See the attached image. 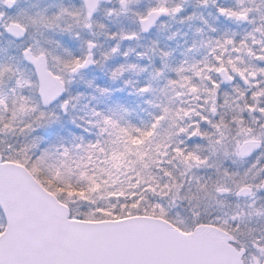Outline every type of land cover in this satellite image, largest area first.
<instances>
[{"label": "snow or ice", "instance_id": "1", "mask_svg": "<svg viewBox=\"0 0 264 264\" xmlns=\"http://www.w3.org/2000/svg\"><path fill=\"white\" fill-rule=\"evenodd\" d=\"M136 2L103 9L131 13L138 25L109 31L97 19L101 0L53 11L0 0V264H264V0L217 6L252 30L202 42L208 54L173 69L161 89L173 96L146 101L157 110L139 124L123 104L98 106L123 87L86 79L90 69L136 51H121V41L139 40L183 6L129 7ZM56 32L78 43L54 39ZM100 34L116 43L104 48ZM150 51L156 41L136 55ZM159 54L163 67L146 83L123 85L151 93L171 52ZM146 69L125 59L105 74L117 81ZM77 82L97 101L83 104V114L76 109L86 93L73 91Z\"/></svg>", "mask_w": 264, "mask_h": 264}, {"label": "rangeland", "instance_id": "2", "mask_svg": "<svg viewBox=\"0 0 264 264\" xmlns=\"http://www.w3.org/2000/svg\"><path fill=\"white\" fill-rule=\"evenodd\" d=\"M210 1H211L210 4H213L212 0ZM255 2L256 4H261V0H255ZM149 3H155V0H137L136 3L130 4L129 7L132 9L142 10L146 6H148ZM221 3L223 7L235 8L238 6L237 0H221ZM244 5L252 6L248 4V0H244ZM119 7L120 6L117 4L116 8ZM261 9L264 10V4H261ZM216 13H218L217 10ZM215 16L218 20H222L223 18L225 20V27L223 33L219 34L216 30L212 31L211 29L214 27H211L205 31L202 30L203 32L194 30V28L191 29L190 27L189 29H187V27H185L183 23H179V24L177 23V25H172L169 31L155 30L154 32H151V34H149L148 36V39H145V43H148V45L145 47L143 51L147 50L148 46L152 44V41L157 42V51L148 52V56L143 57V61H142L143 63L142 62L138 63V65L140 66H147V69L144 72L128 71L124 73L122 79L117 81H110L105 73L107 71V68L113 65L112 62H115L113 61L114 59L108 61L103 70H101L100 68L90 70V72L86 74V79L95 76L96 77L95 83H100L112 87L114 89H118L121 87L124 88V91L122 92L116 91L113 93L111 97H99L100 103L98 106L107 108L110 105L115 106V104L118 102L120 104H123L130 110L129 113L125 114L127 119L132 120L137 124H139L141 121H145V122L148 121L150 119L149 113L157 110L154 104L167 102L168 97L173 96L172 91L169 89H165L164 92L161 91V89L164 88L166 84L167 77L175 78L176 73L175 71H173V69H175L182 61H186L187 63L190 64L195 60L202 59L205 55L208 54L210 45L206 46V44L202 42H207L210 39H212L214 42L215 38L221 37L225 33H227L228 35H232V33H235L236 35L234 38L236 40H239L245 33L251 31L253 28V24H249L247 21L242 23L227 17L219 16L218 14H215ZM253 16L256 17V24L261 23L257 13L253 12L250 14V18ZM216 18L214 21H216ZM97 19L102 21L104 24H106L108 26L109 31L111 30L114 31L113 27H115L117 23L120 25V28H118L119 30L122 28L125 30L135 29V25H136V23H134L132 19L131 13L128 14L122 13L119 16L113 15L111 19L109 18V16H105V14L104 15L98 14ZM123 21L127 23L128 27L123 26ZM206 21H209V24L206 25V23H204L203 25H201V28L205 27L204 29H206L209 26H213V24L215 23L210 18L206 19ZM66 22L71 23V19L68 18ZM118 29L115 31H119ZM173 33H175V35H173ZM50 35H52L54 39H59L64 43H71L73 45L78 43L76 41L70 40V37L68 36L67 33L62 34L56 32ZM256 35L259 36L260 34L256 33ZM96 38L101 42L104 48L111 47L109 46V44L110 42H112V40L106 38L103 34H100ZM194 43H195V47H193ZM0 46H3V41H0ZM253 47H257V46L253 45ZM159 49H164L165 51L171 52L170 56L164 58L168 66L164 68V73L162 76L152 80L153 91L151 93H147L143 96L135 94V92L133 91V85L131 84L127 86L123 85V79H130L133 82L139 81V84H137V86L146 83L148 79L151 77L154 68L163 67V62L159 54ZM97 55H99V53H97ZM3 56L4 53H0V57ZM149 57H151V60L149 59ZM244 59L246 61L248 60L247 55H244ZM79 91H83L86 93L85 97L81 101V104L77 105V109H76V112H78L79 114H83V111H86V109L82 111L83 104L89 102H91V104H97V101L91 100V96L88 95V93H92L93 89L88 88L83 82H81V88L79 89ZM150 99L154 101V104H148L146 102ZM63 123L66 125V127H71V125L67 123L66 117Z\"/></svg>", "mask_w": 264, "mask_h": 264}, {"label": "flooded vegetation", "instance_id": "3", "mask_svg": "<svg viewBox=\"0 0 264 264\" xmlns=\"http://www.w3.org/2000/svg\"><path fill=\"white\" fill-rule=\"evenodd\" d=\"M73 2H74V0H28V3L30 5H35L36 8H44L46 6H50V8H49L50 11L55 10L56 5H59V4L68 5V4H71ZM168 2H169V6H174L175 4L180 3V0L179 1L178 0H168ZM210 3H211L210 0L206 5L200 3L199 0H183L182 10L179 13H176L174 15H166V16H163L162 18H159L156 22V25L148 33H141L140 34L139 40L121 41V51L126 50L128 47H132L136 51L129 53L127 58H125L123 56L114 57L113 61H115V62H112V64L115 65L119 62H124L125 59L129 63L138 64V63L142 62L143 58L138 57L136 55V52H141L145 49V47L148 45V43H145V39H148L149 34H151V32H154L155 30L169 31L171 29L172 25H177V23L178 24L183 23L184 26L187 27V29H189V27H190L191 29L194 28V30H198V29H200V31L208 30L210 27H208L206 29H204L205 27L201 28V25H203L205 23L206 19L210 18L211 20L214 21L216 18L215 14L222 16L219 13H216L217 6H222L221 0H217V3H215V4H210ZM117 4L119 5V0H101V10L96 15H98V14L104 15V11H103L104 8H116ZM193 14H195V15H193ZM189 15H193V18L190 20L185 19V17H187ZM112 16H109V18L111 19ZM222 17H224V16H222ZM214 22L215 23L211 27H214L219 34L223 33V30L225 27L224 18L222 20H218L216 18V21H214ZM208 24H209V21H207L206 25H208ZM161 25H163V27H161ZM123 26L128 27L127 23L124 21H123ZM137 27H138V25L136 24L135 28H137ZM113 28L115 31L118 28H120V25L117 23L116 26ZM111 31H113V30H111ZM115 43H116V41L112 40V42H110L109 46H112ZM106 48H108V47H106ZM113 65H111V67ZM94 69H96V68H93V70ZM90 70H92V69H90ZM90 70L88 72H90ZM142 74H144V73H142ZM72 87H73L74 91L79 90L81 88V82L74 83Z\"/></svg>", "mask_w": 264, "mask_h": 264}, {"label": "water", "instance_id": "4", "mask_svg": "<svg viewBox=\"0 0 264 264\" xmlns=\"http://www.w3.org/2000/svg\"><path fill=\"white\" fill-rule=\"evenodd\" d=\"M163 16H165V15H163ZM162 17V16H161Z\"/></svg>", "mask_w": 264, "mask_h": 264}]
</instances>
